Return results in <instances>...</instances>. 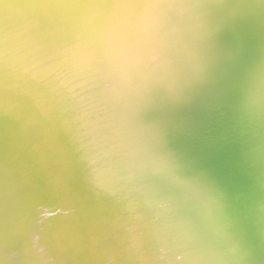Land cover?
I'll return each mask as SVG.
<instances>
[{
    "label": "bare ground",
    "instance_id": "bare-ground-1",
    "mask_svg": "<svg viewBox=\"0 0 264 264\" xmlns=\"http://www.w3.org/2000/svg\"><path fill=\"white\" fill-rule=\"evenodd\" d=\"M0 264H264V0H0Z\"/></svg>",
    "mask_w": 264,
    "mask_h": 264
}]
</instances>
